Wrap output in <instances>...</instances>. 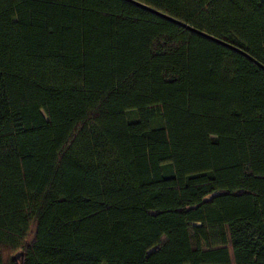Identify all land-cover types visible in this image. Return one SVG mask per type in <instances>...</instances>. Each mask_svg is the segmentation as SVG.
I'll return each instance as SVG.
<instances>
[{"label": "trees", "instance_id": "trees-1", "mask_svg": "<svg viewBox=\"0 0 264 264\" xmlns=\"http://www.w3.org/2000/svg\"><path fill=\"white\" fill-rule=\"evenodd\" d=\"M138 1L264 64V0ZM0 264H264V69L128 0H0Z\"/></svg>", "mask_w": 264, "mask_h": 264}, {"label": "water", "instance_id": "water-1", "mask_svg": "<svg viewBox=\"0 0 264 264\" xmlns=\"http://www.w3.org/2000/svg\"><path fill=\"white\" fill-rule=\"evenodd\" d=\"M128 1L133 2V3L137 4V5H139V6L143 7V8H145V9H147V10H149V11L155 13V14H157V15H160L162 17H165V18H167V19H169V20H171V21H173V22H175V23H177L179 25H182L184 27H187L188 29H191V30L197 32L198 34H200L202 36H205V37H207V38H209V39H211V40H213L215 42H218V43H220L222 45H225V46H227V47H229V48H231L233 50H236L237 52L241 53L242 55H244L245 57H247L248 59H250L251 61H253L255 64H257L258 66H260L261 68L264 69V64H262L261 62H259L256 58H254L253 56H251L247 51H244L240 47L235 46V45L230 44V43H227V42L219 39L218 37H215L213 35H210V34L204 32V31H200V30H198V29H196V28H194L192 26H189L186 23H184V22H182V21L174 18L173 16H171V15L165 13V12H162V11H160V10L154 8V7H151V6H149V5L145 4V3H142V2H140L138 0H128ZM20 256H21V253H17L16 254V257H20Z\"/></svg>", "mask_w": 264, "mask_h": 264}]
</instances>
